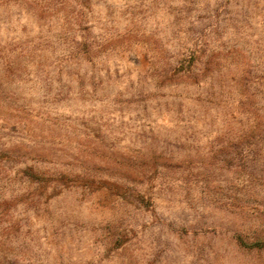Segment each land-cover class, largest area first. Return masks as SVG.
<instances>
[{
  "label": "rangeland",
  "instance_id": "374dc122",
  "mask_svg": "<svg viewBox=\"0 0 264 264\" xmlns=\"http://www.w3.org/2000/svg\"><path fill=\"white\" fill-rule=\"evenodd\" d=\"M0 264H264V0H0Z\"/></svg>",
  "mask_w": 264,
  "mask_h": 264
},
{
  "label": "trees",
  "instance_id": "16d2710c",
  "mask_svg": "<svg viewBox=\"0 0 264 264\" xmlns=\"http://www.w3.org/2000/svg\"><path fill=\"white\" fill-rule=\"evenodd\" d=\"M195 58V54H192V57L190 58L191 61H193ZM183 74L187 76H191L192 74L195 76V69L194 67H191V65L187 66L186 68L183 69Z\"/></svg>",
  "mask_w": 264,
  "mask_h": 264
}]
</instances>
